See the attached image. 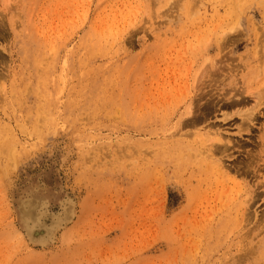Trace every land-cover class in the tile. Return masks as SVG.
Returning a JSON list of instances; mask_svg holds the SVG:
<instances>
[{
    "label": "rangeland",
    "instance_id": "rangeland-1",
    "mask_svg": "<svg viewBox=\"0 0 264 264\" xmlns=\"http://www.w3.org/2000/svg\"><path fill=\"white\" fill-rule=\"evenodd\" d=\"M0 264H264V0H0Z\"/></svg>",
    "mask_w": 264,
    "mask_h": 264
},
{
    "label": "bare ground",
    "instance_id": "bare-ground-1",
    "mask_svg": "<svg viewBox=\"0 0 264 264\" xmlns=\"http://www.w3.org/2000/svg\"><path fill=\"white\" fill-rule=\"evenodd\" d=\"M97 149V148H96ZM213 149L212 144H210L208 151H211ZM98 151V150H97ZM101 151V150H100ZM115 153V152H114ZM92 156V155H91ZM95 156V154H94ZM96 157V156H95ZM87 162V160H86ZM93 165V164H92ZM77 183V182H76ZM97 184V183H96ZM21 195V194H20ZM25 198V197H24ZM66 200V199H65ZM21 201V200H20ZM35 199L33 197H29V198H25L23 199L20 203H21V216L23 221L25 222L26 226L27 224L30 225V227H27L28 229L30 228L29 232L31 234V232L38 227L37 229H41V230H37L34 231L33 234L36 237H39V240L42 239L41 237H44L43 235L48 232V236L50 237L49 239L53 238L56 231L58 232V230L64 226V224H67L69 221H71V219L75 216V212L69 210V207H67V203L66 205H62V208L60 211L56 212L55 214H49L46 207V202L44 201V204L42 203L43 208H41V210H37L38 206L41 207V204H39L38 206H36V203H34ZM37 201V200H36ZM35 201V202H36ZM61 202V201H60ZM59 202V203H60ZM65 202V201H64ZM66 202H70V201H66ZM12 204V203H11ZM20 207V206H19ZM75 208V207H74ZM77 210V209H76ZM75 210V211H76ZM52 211V210H51ZM53 213V212H52ZM74 219V218H73ZM21 222V221H20ZM65 222V223H64ZM25 227V226H24ZM34 228V229H33ZM25 229V228H24ZM27 229V230H28ZM22 232V231H21ZM26 234V232H24ZM43 235H42V234ZM24 234V235H25ZM31 234V235H33ZM47 234V233H46ZM45 234V235H46ZM22 235V233H21ZM27 235V234H26ZM30 235V236H31ZM35 237V238H36ZM28 238V237H27ZM48 237L44 238L47 239ZM29 239H31L33 241V239L30 237ZM43 239V240H44ZM35 240V239H34ZM55 239H52L50 242L52 244V241ZM27 241V240H26ZM25 241V242H26ZM37 241V240H36ZM57 241V240H55ZM31 242V241H30ZM36 243V242H34ZM39 243V242H37ZM32 244V242H31ZM50 246V245H49ZM47 247V246H46Z\"/></svg>",
    "mask_w": 264,
    "mask_h": 264
}]
</instances>
